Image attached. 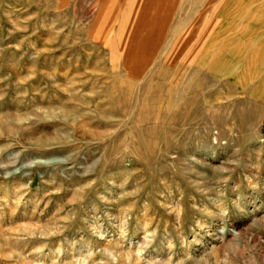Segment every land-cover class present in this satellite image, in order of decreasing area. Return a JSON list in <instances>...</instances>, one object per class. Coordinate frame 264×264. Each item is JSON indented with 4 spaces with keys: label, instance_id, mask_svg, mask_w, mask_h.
<instances>
[{
    "label": "rangeland",
    "instance_id": "1",
    "mask_svg": "<svg viewBox=\"0 0 264 264\" xmlns=\"http://www.w3.org/2000/svg\"><path fill=\"white\" fill-rule=\"evenodd\" d=\"M263 12L0 0V264H264Z\"/></svg>",
    "mask_w": 264,
    "mask_h": 264
},
{
    "label": "crops",
    "instance_id": "2",
    "mask_svg": "<svg viewBox=\"0 0 264 264\" xmlns=\"http://www.w3.org/2000/svg\"><path fill=\"white\" fill-rule=\"evenodd\" d=\"M263 14H264V12H263ZM263 14H261V15H263ZM260 20V19H259ZM261 22H263L262 20L260 21V23ZM264 24V23H263ZM246 48H247V46H251L250 47V50L249 51H247V52H245V51H243L242 52V54H244V53H247V54H249V55H253V54H261L260 52V49H258V50H256V48H260L261 46H263V44L261 45H257V44H245L244 45ZM254 46V47H253ZM208 54V52L206 53V55ZM223 54H224V51L222 50V49H218V51L217 50H215L212 54H211V58L210 59H208L207 61L210 63V64H215V63H225L226 61H225V59H224V57H223ZM262 55H264V54H262ZM205 56V55H204ZM205 61H206V59H205ZM221 69V68H220Z\"/></svg>",
    "mask_w": 264,
    "mask_h": 264
},
{
    "label": "bare ground",
    "instance_id": "3",
    "mask_svg": "<svg viewBox=\"0 0 264 264\" xmlns=\"http://www.w3.org/2000/svg\"><path fill=\"white\" fill-rule=\"evenodd\" d=\"M254 47V46H253ZM139 244L140 245H143V246H145V242H144V240H140V242H139ZM41 254H40V252H38V253H34V254H32V255H28V256H26V258L24 257V258H22L21 260V262H19L20 264H34V259L36 258V257H38V256H40ZM134 260L135 261H137V259L136 258H134ZM17 261H18V259H17ZM133 262V261H132ZM42 264H46L45 262H43ZM50 264H62V263H59V262H54V263H50ZM134 264H136V263H134ZM149 264H159V259H154V260H151L150 262H149Z\"/></svg>",
    "mask_w": 264,
    "mask_h": 264
}]
</instances>
